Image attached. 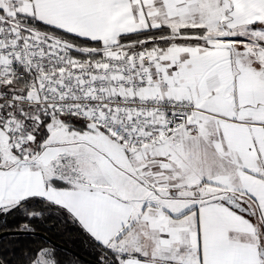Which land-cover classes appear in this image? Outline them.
Listing matches in <instances>:
<instances>
[{"label":"snow or ice","instance_id":"6c2138e0","mask_svg":"<svg viewBox=\"0 0 264 264\" xmlns=\"http://www.w3.org/2000/svg\"><path fill=\"white\" fill-rule=\"evenodd\" d=\"M0 264H264V0H0Z\"/></svg>","mask_w":264,"mask_h":264}]
</instances>
